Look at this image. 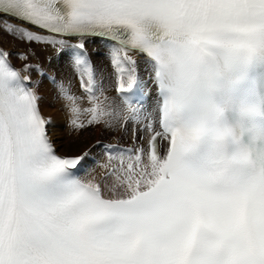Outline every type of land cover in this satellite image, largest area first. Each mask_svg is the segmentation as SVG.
Wrapping results in <instances>:
<instances>
[{"label":"snow or ice","instance_id":"1","mask_svg":"<svg viewBox=\"0 0 264 264\" xmlns=\"http://www.w3.org/2000/svg\"><path fill=\"white\" fill-rule=\"evenodd\" d=\"M5 16L49 34L5 31L74 50L91 105L59 84L74 127L126 111L149 136L105 146L106 194L79 175L87 153L55 149L40 97L0 49V264H264V0H0ZM89 38L112 42L118 104L97 88ZM133 50L157 86L151 111Z\"/></svg>","mask_w":264,"mask_h":264},{"label":"bare ground","instance_id":"2","mask_svg":"<svg viewBox=\"0 0 264 264\" xmlns=\"http://www.w3.org/2000/svg\"><path fill=\"white\" fill-rule=\"evenodd\" d=\"M7 22H10L14 25H20L21 27L30 29L31 31L36 32V33H41L44 35H48L49 33L43 32L41 29H38L36 27H33L29 24H26L22 21H19L17 19H14L8 16L3 17V20L0 21V45L5 51L9 53V58L16 64L17 67H19V70L22 71V74L28 76L30 82H33L34 79L37 77L40 78L41 77L40 73L42 72V70H47L51 72L52 74H54L52 76L56 78L55 72L57 71V67L59 66L60 62L63 60V57L67 54L65 52L67 51V47L61 49L59 45H51V44L44 43V42L28 41L26 39L20 38L18 35H14L4 30L3 25L4 23H7ZM67 39H69V42L71 44L79 43V40L77 38H67ZM95 40H98V39L89 38L88 40H86L85 47L87 49L93 50L95 48L94 44L97 43V41ZM101 43L103 44V47H101V49L105 50V52L107 51V54H106L107 57L106 55H104L105 57L103 56L105 58V62H104L105 65H104L102 72L104 73V75L115 74L116 79H117V73L115 71V68L110 63L109 53H110V45L112 42L101 40ZM133 54H135L138 57L137 58L134 55L136 57V68H137V75L139 78L141 77V70L139 68V64L141 63L143 66V61L146 63V59L144 60L142 58L143 56L139 52H133ZM66 61L68 63L65 64L66 68L64 70L67 75L64 72H61V74L60 73L59 74L61 77L72 79L75 82V84L73 85L75 89L76 82L78 81L80 74L73 69L71 62H69L68 59H66ZM26 66H31V67H28L25 70ZM33 88L36 91V88L34 87V85H33ZM47 88H49V91L46 93L47 95H44L45 100L39 99V105H40V111L42 115L45 118L50 120V123L47 125V130H48L50 137L52 138V140L54 141L56 145V149L60 153L66 156H77V154H79L80 152L87 151L89 147L91 146V143L86 137L87 135H84L80 131L76 130L77 127H74L73 124L71 123L72 114L66 107V101L62 98L57 99L56 103L53 102L57 106L55 109L51 107V103L49 104V100L47 97L48 95H52V93L60 95L59 83L58 82L48 83ZM50 90H52L51 93H50ZM108 91H111V90L107 89L105 85V88H103L104 96H107L111 101L113 102L117 101L118 103L119 98H115L114 100L113 98H111L113 91L112 92H108ZM115 92H117V90ZM80 98L83 99L81 95H80ZM86 104L90 105L89 100H87ZM59 107H61L60 112L58 109ZM101 126H103V124H99V127ZM62 132H65V136H68V137L64 138V136L62 135ZM120 132H121V129L119 130L118 133ZM97 140H100V139L98 138L95 141ZM71 145L75 146V149L73 150L75 153L70 152L69 147ZM104 162H106V156L100 155L98 164H90L89 166L87 163L86 164L83 163L82 167L86 166L88 168V171L82 172V176L84 178H90L94 175L96 170L97 171L99 170V172L100 171L105 172L107 169H104V165H105ZM122 178L126 179L125 177H122Z\"/></svg>","mask_w":264,"mask_h":264},{"label":"rangeland","instance_id":"3","mask_svg":"<svg viewBox=\"0 0 264 264\" xmlns=\"http://www.w3.org/2000/svg\"><path fill=\"white\" fill-rule=\"evenodd\" d=\"M95 41H97V43L94 44V46H95L94 49H97V48L100 49L101 47H103V44L101 43V40H95ZM94 49L93 50L87 49V50H88L89 57L91 58V60L93 62V65H97V68L94 66V68L96 70V78H97V76L99 74H101V73L98 72V70L102 72V70L104 68V65H105V63H104L105 62V58L104 57L105 56L103 58L98 57L96 55V53L94 54ZM73 51L74 50L71 49V48H67V51H65L67 54L63 57V60L60 62L59 66L57 67V71L55 72L56 73V81H54L53 78H52V75H54V74H52L51 72H49L47 70H42V72L40 73V76L41 77L40 78L39 77L35 78L33 82L37 85V86L34 85V87L36 88V92H37L38 96L40 97V99H43V100H45L44 99V95H47L46 93L49 91V88H47V84L48 83H52V82L53 83H56V82H58L60 84L61 82H63V84L66 87H69L70 88V91H71V93L73 95H75L77 97H80V95H81L83 97V99L80 98V100L78 102L80 103L81 108L84 109V108L90 107V105H87L86 104L87 103V100H88V96L85 93H82V91L80 89L81 76H79V79L76 82V88L75 89L73 87V85L75 84V82L72 79H68L66 77H61L60 76L61 72H64L65 73V70H64L66 68L65 64L68 63L66 61V59H68V61L71 62V64H72V54H73ZM95 55H96V58H95ZM106 57H107V55H106ZM110 63H111V59H110ZM72 67H73V65H72ZM139 68L141 70V78H142L143 77V73H142L143 66H142L141 63L139 64ZM73 69H74V67H73ZM106 75H107L106 88L109 89V90H111V91H108V92H112L113 91V93L111 95V98H113L115 100V98H117L116 97V94H115L116 93L115 91L118 88V80L116 79L115 74H109V75L106 74ZM99 80H101V78H99ZM46 89H47V91H46ZM51 92H52V90H50V93ZM76 93H78V94H76ZM47 97H48V100H49V104L51 103V107H53L54 109L57 107L56 104H54V103H56L57 99H59V98L61 99L62 98V97H60V95H57L55 93L54 94L52 93V95H48ZM115 103L118 104L119 102L117 103V101H115ZM58 109H59V112H60L61 107H59ZM84 114H83L84 116L83 115L81 116V119L86 121L89 118V114L88 113H84ZM61 115H62V113H61ZM116 126H117V124L115 125L113 123L111 127H106L105 125H103L101 127H99V125H93V126H88V127L80 128L81 130L79 128H76V130L80 131L82 134L87 135L86 137L88 138L89 142L91 143V146L89 147V149L87 151H85V152L82 151V152H80L77 155H84L85 153H88L89 151H96L98 149L97 144H96V142L98 140L97 141H95V140L98 139V138L100 140H102L103 138H111L112 136L115 135V133L118 135L119 134L118 132L121 129V125H120V129H118L117 132L115 130L116 129ZM145 133H146V131H145ZM62 135L64 136V138H67L68 137V136H65V132H62ZM92 139H94V140H92ZM69 148H70V152H74L73 151L75 149V146L74 145H71ZM100 155L102 156V154H100ZM104 163H106V162H104ZM104 169H105V167H104ZM96 172H97V174L98 173L99 174L101 173V171L99 172V170L98 171L96 170Z\"/></svg>","mask_w":264,"mask_h":264}]
</instances>
